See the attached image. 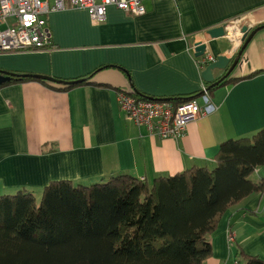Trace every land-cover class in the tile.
I'll list each match as a JSON object with an SVG mask.
<instances>
[{"label": "crops", "instance_id": "crops-1", "mask_svg": "<svg viewBox=\"0 0 264 264\" xmlns=\"http://www.w3.org/2000/svg\"><path fill=\"white\" fill-rule=\"evenodd\" d=\"M142 3L141 15L109 5L98 23L85 8L67 4L46 15L45 48L0 54V69L17 75L82 79L93 72L88 83L66 89L32 79L0 87V195L25 188L38 196L56 179L90 185L127 174L151 183L194 166L211 168L222 142L264 129V28L228 75L238 79L213 89L194 50L202 41L213 61L234 58L241 28L264 24V0ZM223 23L229 24L225 35L211 38L207 30ZM224 73L214 70V81ZM203 87L214 108L178 137L162 138L134 124L118 103L120 91L175 103L197 97ZM251 178L264 181V165ZM207 237L212 253L202 264L236 257L245 263L238 248L264 260V188L230 206Z\"/></svg>", "mask_w": 264, "mask_h": 264}, {"label": "trees", "instance_id": "trees-1", "mask_svg": "<svg viewBox=\"0 0 264 264\" xmlns=\"http://www.w3.org/2000/svg\"><path fill=\"white\" fill-rule=\"evenodd\" d=\"M33 75L40 74H19L0 87L32 79L66 89L88 83L93 72L82 79L52 77L63 83ZM219 78L210 89L238 79ZM214 161L211 168L194 166L151 183L127 174L90 185L51 180L39 201L25 188L2 194L0 264H202L221 215L264 188L263 180L251 178L264 165V129L222 142ZM237 252L244 264H264Z\"/></svg>", "mask_w": 264, "mask_h": 264}, {"label": "built area", "instance_id": "built-area-1", "mask_svg": "<svg viewBox=\"0 0 264 264\" xmlns=\"http://www.w3.org/2000/svg\"><path fill=\"white\" fill-rule=\"evenodd\" d=\"M70 4L85 8L93 22H102L106 8L114 5L132 15L145 12L142 0H0V54L45 48L49 43L46 15ZM228 23L226 29L228 30ZM241 32V31H240ZM242 34V33H241ZM201 67L215 57L204 54L198 57ZM121 110L134 124L145 126L159 137H178L185 131L188 122L205 115L214 108L207 88H202L197 97L174 103L149 99L129 92H118ZM235 231L230 228L228 241L233 242ZM238 264L237 260L230 263Z\"/></svg>", "mask_w": 264, "mask_h": 264}, {"label": "water", "instance_id": "water-1", "mask_svg": "<svg viewBox=\"0 0 264 264\" xmlns=\"http://www.w3.org/2000/svg\"><path fill=\"white\" fill-rule=\"evenodd\" d=\"M226 26L227 23H223L222 25L219 26H214L210 29L207 30V33L211 38H216V37H222L226 33ZM264 27V26H263ZM261 28V25L256 26L255 28H251L247 25H244L241 28V39L240 43L241 47L239 50L236 52V55L234 58H227L224 55H218L216 57V60L213 61L212 63L208 64L205 69L202 71V77L203 80L207 83H209L208 88L213 86L214 84H217L219 80L214 81V74L213 71L218 69V70H224L225 73L222 75V78L229 75V73L241 63V57L243 54V51L247 45V43L250 41V39L253 37V35ZM195 47V55L200 56L203 55L206 52V44L203 43L202 41H198L194 45ZM29 74H23L22 76H26ZM17 76L15 73L0 69V84L5 81H9L12 77ZM34 77H41L43 79L49 80V81H54L56 83H61V80H56L52 77H48L45 75H33ZM220 79V78H219ZM63 83V82H62ZM149 99H159V98H153V97H147ZM164 100H170L168 98H160Z\"/></svg>", "mask_w": 264, "mask_h": 264}, {"label": "rangeland", "instance_id": "rangeland-1", "mask_svg": "<svg viewBox=\"0 0 264 264\" xmlns=\"http://www.w3.org/2000/svg\"><path fill=\"white\" fill-rule=\"evenodd\" d=\"M189 123V122H188ZM184 132V131H183ZM183 132H182V134H183ZM181 134V135H182ZM41 194H42V191L40 192V194L38 195V196H36V199H37V201H39V199H40V196H41ZM238 262V261H237ZM239 264H244L243 262H238Z\"/></svg>", "mask_w": 264, "mask_h": 264}, {"label": "bare ground", "instance_id": "bare-ground-1", "mask_svg": "<svg viewBox=\"0 0 264 264\" xmlns=\"http://www.w3.org/2000/svg\"><path fill=\"white\" fill-rule=\"evenodd\" d=\"M233 32H234V31H233ZM235 33H236V32H235ZM239 34H240V33H239ZM232 36H233V37H236V36H237V33H236V34H233V33H232ZM238 36H239V35H238ZM237 39H238V38H237Z\"/></svg>", "mask_w": 264, "mask_h": 264}]
</instances>
